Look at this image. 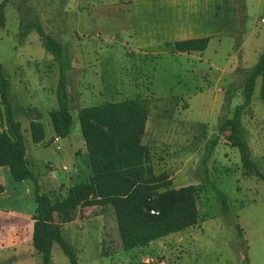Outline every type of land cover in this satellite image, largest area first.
<instances>
[{
    "label": "rangeland",
    "instance_id": "rangeland-1",
    "mask_svg": "<svg viewBox=\"0 0 264 264\" xmlns=\"http://www.w3.org/2000/svg\"><path fill=\"white\" fill-rule=\"evenodd\" d=\"M3 1L0 0V6ZM133 1L14 0L6 9V27L0 28V63L10 83L9 100L14 117L22 125L27 159L42 191L51 194L58 187L61 170L53 177L45 165L58 159L59 153L70 152V145L79 146L81 139L76 136L80 130L79 110L148 96L149 117L143 144L156 154L152 162L154 170L157 175L172 174L174 189L203 185L198 203L201 211L204 209L202 221L206 219L207 223L203 231H187L181 242L183 234L126 251L121 245L114 212L107 208L105 212L91 210L89 219L69 220L62 227L63 237L73 248L79 264H264V181L244 176L238 149L226 145L219 131L218 115L223 96L226 105L236 107L243 103L247 72L264 52L261 23L264 2L258 6L254 0L247 10L241 6L239 39L224 43V50L212 66L204 58L170 55L153 58L135 52L128 15V6ZM50 13L53 20H45L44 15ZM32 24L43 26L63 45L67 56L76 53L84 58V71L70 72L68 86L74 120L71 136L60 142L64 145L61 151L56 150V145L35 144L31 136L30 122L35 115L32 109L42 116L45 142L52 136L50 113L59 109L60 80L59 64L43 46L38 32L28 30L20 36V31ZM238 66L240 72H230ZM86 83L91 84L92 91ZM261 84L259 78L244 126L250 147L255 143L259 148L252 158L264 174ZM221 87L226 89L224 93L217 92ZM0 111H4L1 99ZM228 116L226 106L221 114L222 123L231 115ZM198 147L202 149L197 150ZM191 155V162L186 164ZM57 164L55 167L60 169ZM4 189L6 193L0 195V242L19 245L1 254L0 264H43L42 256L32 245V219L36 211L33 182L10 180ZM217 191L228 197L231 205L228 215L223 213ZM20 221L24 222L21 234L16 232ZM51 264H71L57 243L52 248Z\"/></svg>",
    "mask_w": 264,
    "mask_h": 264
},
{
    "label": "trees",
    "instance_id": "trees-1",
    "mask_svg": "<svg viewBox=\"0 0 264 264\" xmlns=\"http://www.w3.org/2000/svg\"><path fill=\"white\" fill-rule=\"evenodd\" d=\"M7 3L4 0L0 6V28L5 26L4 9ZM28 28L20 31V36L37 31L43 46L59 64V109L51 112L50 118L55 135L67 138L73 124L67 82L71 62L63 45L46 34L40 24H32ZM208 43V38L194 39L177 42L173 47L177 52H201ZM259 78L262 79L260 98L264 101V52L257 64L247 72L243 103L233 109L219 131L221 134L227 133L229 145L238 149L244 176H256L264 181V174L252 159L243 124ZM9 87L0 63V99L4 106V111H0V168L8 167L16 182L31 181L34 184L36 211L33 215L32 245L42 256L43 264H51L55 243L71 264H79L73 248L55 224L56 213L67 214L81 207H112L121 245L126 251L148 246L202 222L198 203L200 188L187 186L174 189L167 173L157 175L154 170L151 151L143 144L149 117L147 99H128L80 109L78 117L91 176L87 182L70 186L64 196H59L43 192L38 177L29 166L22 125L14 117ZM30 111L35 114L30 122L32 140L35 144H42L45 141L42 116L36 109ZM217 192L223 203V213L228 215L231 211L228 197ZM151 211L157 214H151ZM66 219L71 220V216ZM238 230L242 238L239 227Z\"/></svg>",
    "mask_w": 264,
    "mask_h": 264
},
{
    "label": "crops",
    "instance_id": "crops-1",
    "mask_svg": "<svg viewBox=\"0 0 264 264\" xmlns=\"http://www.w3.org/2000/svg\"><path fill=\"white\" fill-rule=\"evenodd\" d=\"M7 1L8 3L4 9V15H5L4 27H6V23H7L6 9H8V7L11 4H14L13 3L14 0H7ZM253 1L254 0H135L131 2L128 6V15L132 30V44L134 46V51L153 58H160L161 56L164 55L177 56V57L183 56L186 58L198 57L199 59L204 58V60L209 65L215 66L213 61L217 60L218 56L220 55V52L224 50V43L229 44L239 39V35L241 32V25H242L241 23L242 17L239 12V9L241 8V6L245 7V9L248 8V4ZM255 1L258 6H260L264 2V0H255ZM24 3L26 4L27 1H25ZM27 6L26 8L29 10ZM44 19L47 21L53 20V15L51 13L49 15H44ZM19 23L21 25V22ZM45 33L48 34L46 31ZM203 38L209 39L208 46L204 51L177 52L174 50L173 45L177 42H183L194 39H203ZM208 52H214V55L209 56ZM68 57L69 60H71L70 61L71 66L68 70L67 82L68 81L70 82L72 78V74L70 75V72H72V70L74 71L78 69L84 71L85 65L82 61L84 58L80 57L76 53H72L71 57L69 55ZM240 66L235 67V69H231L230 72H233L234 70L240 72ZM230 84H232V80H230ZM86 85H89L88 89L89 91H92L90 86L91 84L86 83ZM225 91L226 89L222 87L217 89L218 93H224ZM227 91H229V89ZM68 93H70L69 86H68ZM82 96L83 95L81 94V98ZM147 98L148 96L144 99ZM111 102H115V101H111ZM226 106H229V116L232 115L235 105L234 104L226 105V97L223 96L222 102L218 104V108H219L218 115H220L221 124H222L221 114ZM243 124H245L244 119H243ZM244 128L246 134L248 135L246 126H244ZM52 132L53 134L47 139V142H45L46 141L45 140L42 144H38V145H44V146L56 145V150L61 151L62 148H64V145H61L60 142L66 141L71 136V132L69 136L64 139L59 138L55 135L53 126H52ZM76 136L79 140L81 139L79 146L77 148H74L72 145H70L71 148L70 152L59 153V158L58 159L56 158L54 161H52L56 164L58 163L57 165H60L61 168V171H58L60 173V177L57 184L58 187H56L51 192V193H56L59 196L61 195L64 196L67 192V189L70 186L87 182L91 176V169L88 162L86 145L84 142L81 125H80V130L76 133ZM222 136L225 138V144L230 146L228 140L226 139L227 133L222 134ZM54 139H57V141L54 142ZM215 145L216 144L213 143V146ZM58 147H60V149H58ZM253 148L250 147L252 152V157L255 152L258 154V149H259L255 143H253ZM201 149L202 147L197 148V150H201ZM151 154H152V162H153V160L156 158V154H154V151H151ZM26 159H27V155H26ZM191 159H192V155L187 159L186 164H189L191 162ZM27 161L29 163L28 159ZM52 162L48 161L47 164ZM54 163L52 164L56 165ZM29 166L32 169V171H34V167L31 166L30 163ZM63 167H65L66 169L63 170L62 169ZM45 169L47 172H49V168L47 165H45ZM52 176L56 177V174ZM10 180L13 179L11 177L9 168L8 167L0 168V195H4L6 193L4 189V185L5 183H8ZM169 180H171L173 184L174 176L172 174L169 175ZM192 186H198L201 189L203 185L201 186L200 184H195ZM29 191H30L29 188H27V192ZM107 208H112V207L110 206L81 207L67 214L56 213L54 215L55 224L60 227L62 232L63 225L69 221L66 219L67 216H71V220H75V221L81 217H86V219H89L90 216H92L90 213L91 210H99L100 212L101 211L105 212ZM203 210L204 209H202V212ZM100 214H104V213H100ZM113 218L116 220L115 214ZM32 223L34 225L33 219H32ZM206 223L207 222L205 219L197 226L191 227L182 233L171 234L165 239H168L170 237L172 238V236L175 237L180 234H183L181 235L182 237L179 239V241L181 242L185 238L187 231H195V230L203 231ZM16 226L19 227L18 229H16L17 233L20 234L24 233V222L20 221ZM28 232L29 231H27V233ZM188 237H192L193 240L196 239L194 235H188ZM18 245H19L18 242H14L10 244L3 241L0 242V255L3 254L4 252H9L13 249L15 250Z\"/></svg>",
    "mask_w": 264,
    "mask_h": 264
},
{
    "label": "built area",
    "instance_id": "built-area-1",
    "mask_svg": "<svg viewBox=\"0 0 264 264\" xmlns=\"http://www.w3.org/2000/svg\"><path fill=\"white\" fill-rule=\"evenodd\" d=\"M261 23L264 24V18L261 19ZM56 141H57V139H54V142H56ZM58 149H60V147H58ZM47 166H48V168H49V172H50L52 175H55V172H56L57 170H61V168L59 169V168L55 167V165H53L52 163H48ZM62 169L65 170L66 168L63 167ZM151 214H157V213H156L155 211H151Z\"/></svg>",
    "mask_w": 264,
    "mask_h": 264
}]
</instances>
